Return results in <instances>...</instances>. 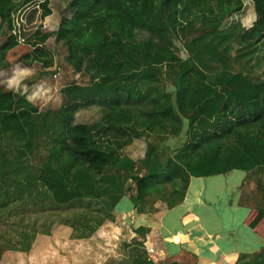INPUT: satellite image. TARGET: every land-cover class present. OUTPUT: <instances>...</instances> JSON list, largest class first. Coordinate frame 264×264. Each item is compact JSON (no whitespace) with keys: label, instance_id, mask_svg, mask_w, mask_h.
I'll return each instance as SVG.
<instances>
[{"label":"trees","instance_id":"16d2710c","mask_svg":"<svg viewBox=\"0 0 264 264\" xmlns=\"http://www.w3.org/2000/svg\"><path fill=\"white\" fill-rule=\"evenodd\" d=\"M19 1L0 0V39L6 38L0 44V73L10 67L7 54L21 40L33 48L25 60L44 68L53 65L43 49L51 33L38 31L20 38L16 32ZM243 1L72 0L73 18L54 37L67 44L86 35L97 38L96 43L87 39L79 47L69 46L67 58L78 72L89 73L93 85L67 87L63 107L51 114L0 84V216L11 202L36 203L47 195L54 207L96 201L106 217H112L123 198L129 197L137 214L155 215L162 207L172 210L184 203L191 178L233 171L246 173L242 188L256 180L257 189L263 191L264 79L253 75L252 55L264 38V0H251L260 20L248 31L240 25L223 28L214 23L240 12ZM39 6L41 19L52 15L49 0ZM197 7L203 15L200 28L191 20ZM37 12L29 13L30 21ZM139 31L146 40L134 36ZM179 43L185 59L174 50ZM237 44L242 53L233 56ZM243 63L244 69L236 70ZM92 104L102 108L101 124H76L75 110ZM183 123L191 140L172 156L149 144L138 163L114 147L141 138L138 132L178 138ZM7 135L22 144L15 163L3 150ZM39 137H45L48 155L40 169L31 172L22 160ZM240 206L253 209L244 197ZM256 210L249 225L252 230L264 221L263 207ZM104 224L105 219H91L80 227L88 237ZM18 246L14 250L24 251ZM31 246L27 240L26 249ZM237 264H264V257L243 256Z\"/></svg>","mask_w":264,"mask_h":264},{"label":"rangeland","instance_id":"374dc122","mask_svg":"<svg viewBox=\"0 0 264 264\" xmlns=\"http://www.w3.org/2000/svg\"><path fill=\"white\" fill-rule=\"evenodd\" d=\"M44 1L20 0L15 25L16 32L19 33L20 38H23V35L31 37L38 31L53 35L43 47L45 52L51 56L53 65L49 68H44L40 63H32L31 61L25 60L24 58L33 52V48L21 40V44L7 54V61L10 67L0 73V84L5 88L8 87L14 90L15 85L18 83L17 88L23 92H27L29 100L40 112L53 114L54 112L58 113L63 107L65 102L63 93L67 87H90L93 85L92 78L86 70L78 72L76 68L68 63L67 58L70 56L69 46L74 45V48L79 47L85 44L84 42L87 39H89L88 43H96L98 40L97 38H89V35H86L83 39L77 38L68 41V44L65 41L57 43L54 35L57 34L65 21H70L73 18V11L69 7L72 0H49V8L52 10V15L46 19H41L42 9L39 8V5L44 3ZM212 5L214 8H217L214 3ZM35 9L38 12L34 20L30 21L29 13ZM193 13L194 15L191 17V20H196V26L200 28L203 15L199 12V7L195 8ZM215 13L217 15L219 10L215 9ZM205 16L209 17L208 15ZM259 20L260 18L255 11L252 1L244 0L240 12H236L217 21L215 20L214 23H221L223 28H229L232 24L240 25L243 31H248ZM70 29L75 31V28ZM76 35L79 37L82 34L76 33ZM144 35L140 31L134 34L138 40H141V38L146 40ZM95 36L93 35L91 37ZM5 41L6 38L2 39L0 44H3ZM174 50L181 59L187 57L183 45L180 43L174 47ZM241 51L242 48L237 44L234 46L232 54L236 56L237 53H242ZM252 56L254 59L252 65L254 67L253 75L259 79H264V38L257 45L255 53ZM244 67L245 64L243 63L241 66H236V70L239 68L244 69ZM13 78H16L15 81ZM9 80L12 83L14 81L12 86H10ZM168 87L166 85L167 91L173 92V89ZM102 117V108L97 104L80 107L74 113L76 124H101ZM185 125L186 123H183L182 134L175 139L155 135L151 136L145 132H138L142 136H140L141 138L134 139L128 146L120 147L118 144H115L114 147L118 154L128 156L138 163L145 158L149 144L156 145L161 154L168 152V155L172 156L173 151H178L191 140V136L186 132L188 129ZM98 135L104 137L105 133L100 132ZM115 135L119 136L118 134ZM44 141L45 137L36 138L30 153L22 160L31 172H37L48 155V145ZM21 146L22 144L18 142L17 137L12 135L5 137L3 150L6 151L8 154L7 158L12 163H15L19 159V148ZM137 173L144 175L143 172L138 171ZM229 175L235 180H239L244 176V173L241 171H233ZM223 179L222 176H218L206 178L202 181L207 180L204 182L208 186L217 191V193L222 192L224 194L220 199L224 204L227 200L233 199L235 194L233 195L230 192L225 194ZM200 183L202 182L194 180L192 184L193 190ZM236 190L235 188L234 191ZM239 195L240 203L244 197V201L252 206V210L255 211V217L257 215L256 208L263 207L264 209V190L259 191L257 189L256 180L248 184L245 188L241 187L239 189ZM246 197L250 199L245 200ZM20 203L19 201L11 202L8 210L4 211L3 215L0 216V252L3 254L2 258L5 255L15 254L22 258L27 257L31 264H135L137 262L141 264H169L170 260L165 258V254L168 251L156 244L154 246L162 254L163 259L160 260L161 258L157 257L159 260L156 262L150 259L146 250V243H148L147 231L139 229L134 239L129 240V237L126 238L127 233L123 224V213H118L117 207L112 217H106L104 213L99 211L101 204L96 201H84L72 207H54L50 197L47 195V197H43L42 200L36 203L31 202L25 205ZM89 219H105L104 229L107 232L113 233L110 235L111 242H108L109 244L104 247L105 250H102L96 245L98 243L97 241L94 245H91L93 248H89L86 245L77 248L75 245V240H85L91 237H86V233L80 227L81 224L90 221ZM262 224L264 225V221ZM172 225L175 224L173 223ZM130 227L132 229V226ZM94 235L95 233L92 236ZM112 235L117 238H113ZM27 240L32 241V246L28 250L26 249ZM98 244L102 246L101 243ZM17 245L22 250L24 249V251L14 250L13 247ZM92 251L95 255L94 260L88 259V252ZM102 252L104 256L101 255ZM259 254L264 257V248L261 252L254 255ZM182 264H197V259L191 258Z\"/></svg>","mask_w":264,"mask_h":264},{"label":"crops","instance_id":"0c3cea01","mask_svg":"<svg viewBox=\"0 0 264 264\" xmlns=\"http://www.w3.org/2000/svg\"><path fill=\"white\" fill-rule=\"evenodd\" d=\"M15 79L13 78L14 81ZM8 82L12 86V81ZM17 84L14 91L29 99L27 92L17 88ZM230 173L222 175L223 189L225 194L230 192L235 194V197L232 196L233 199L227 200L224 204L220 201L224 194L217 193L208 186L205 183L207 180L202 181L206 178H191L184 203L172 210L162 207L155 215L137 214L129 197L123 198L117 206V211L123 213L126 238L132 240L137 235V230H145L148 233H146L148 244L157 252L159 250L154 244L163 247L168 251L165 258L170 260L169 263L178 264L191 258L197 259V264H237L241 257L261 252L264 248V225L261 223L255 230L250 229L249 225L255 218V211L240 206L239 189L246 173L243 172L244 176L239 180L231 177ZM194 180L202 183L193 190ZM173 223L175 225H172ZM111 234L113 233L107 232L103 226L94 236L85 240H75V245L77 248L83 245L90 248L97 241L102 246L98 243L96 245L105 250L104 247L111 242ZM103 252L101 255L104 254ZM94 257L93 251L88 252V259L94 260ZM160 258L163 259L161 253ZM0 264H31V262L27 257L10 254L5 255Z\"/></svg>","mask_w":264,"mask_h":264},{"label":"built area","instance_id":"2783aa9c","mask_svg":"<svg viewBox=\"0 0 264 264\" xmlns=\"http://www.w3.org/2000/svg\"><path fill=\"white\" fill-rule=\"evenodd\" d=\"M146 250H147V253H148V255H149L151 260H153L154 262L159 260V259H157V257L160 258V253L157 252L156 249L153 246H151L148 243H146Z\"/></svg>","mask_w":264,"mask_h":264}]
</instances>
